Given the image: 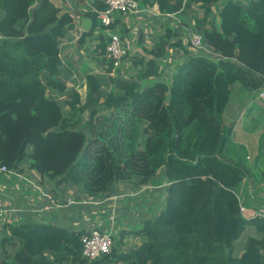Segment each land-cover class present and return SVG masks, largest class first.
Listing matches in <instances>:
<instances>
[{
  "label": "trees",
  "instance_id": "16d2710c",
  "mask_svg": "<svg viewBox=\"0 0 264 264\" xmlns=\"http://www.w3.org/2000/svg\"><path fill=\"white\" fill-rule=\"evenodd\" d=\"M138 1L179 16L196 4L201 14L183 25L216 59L191 55L183 31L166 28L130 57L128 76L111 77V63L87 75L81 98L60 79L58 41L73 29V14L57 0H0V167L21 173L28 159L58 187H80L95 200L120 182L134 192L159 177L167 182L163 206L151 216L142 211L140 224L119 232L96 260L81 255L85 229L25 219L4 225L0 264H264V218H244L238 195L248 193L252 173L222 158L233 128L223 122L232 85L264 90V0H225L216 14L219 0ZM92 6L104 9L102 0ZM80 16L93 23L84 40L98 23L91 11ZM99 40L104 56L106 40ZM170 49L186 58L166 82L158 61ZM121 211L120 219H133L127 207ZM244 231L245 247L234 253ZM127 235L139 244L123 249Z\"/></svg>",
  "mask_w": 264,
  "mask_h": 264
},
{
  "label": "rangeland",
  "instance_id": "374dc122",
  "mask_svg": "<svg viewBox=\"0 0 264 264\" xmlns=\"http://www.w3.org/2000/svg\"><path fill=\"white\" fill-rule=\"evenodd\" d=\"M79 1L81 3L83 2V0ZM224 1L225 0H219L212 10L216 11ZM57 4L61 7L59 0H57ZM201 12L202 11L198 9L196 4H191L190 9L184 14V17L190 19L193 14L200 15ZM150 13L152 14V12ZM213 13L216 14V12ZM151 14H146V18L156 17ZM123 15L125 14L114 12L112 18L118 19ZM128 19L130 20V23H128L129 26L138 25L139 28L142 27V25L137 24L138 19L135 15H132V17ZM178 20L182 21L181 18H178ZM175 21L176 20L173 22ZM177 23L180 22L177 21ZM142 29L146 31L147 26H144ZM124 33L125 32L122 30H116L115 27L106 30L98 25L94 30V36L87 38L84 49L93 53L92 48L94 49V43L99 35L107 39L111 34L123 37ZM182 33L181 37H184L185 46L189 47L188 40L190 39V35L197 32L194 30H184ZM190 50L191 52H189L193 55H204L209 59H216L205 47L197 51ZM127 57H129V54ZM87 59H91V57ZM99 60L100 63L105 60L102 65L104 67L103 70H105L108 67L109 61L105 59V56L101 55L99 56ZM86 65H88V62H86ZM130 73L132 72L126 69L125 73L123 72L124 77L128 76ZM262 92H264V90H262ZM258 93L259 92L248 91L239 84L232 85L230 101L223 114V122L226 126L232 125L233 128L231 136L226 142L222 158L242 163L246 168L251 169L252 177L247 180V183L251 180L250 185H256L258 187L252 190L248 189V193L246 190H244V192H238V195L244 208L250 207L251 204L254 203L259 210H264V96L257 97ZM79 94L81 98L85 95L81 88ZM99 112V115L106 117L110 113L108 110L104 109H101ZM233 114L234 118H238L236 124L233 122L234 119H232ZM88 136L91 138L94 135L89 134ZM28 165L29 161L25 159L21 164V173L0 171V209L3 211V215L0 216V239L4 231V225L8 223L14 225L22 223L25 220L24 215L27 216V214H29L33 217L34 221L41 222L42 219H40L39 216L42 215V213L47 215L49 212L44 213L41 211L40 206L44 200L46 202L48 201L53 209H55L58 204L64 205L65 210L70 208L69 213L63 214L60 218L58 216L57 219L60 223H65V226L75 228L76 230L77 228L80 229L79 224L81 217L78 218V216H81V214L84 216L82 217L83 220L81 223L84 227V219L87 221V216L90 215L91 220L85 224L86 229L96 227L101 231L108 230V232L111 233L113 244L117 242L119 232L131 230V227L128 226L129 224L133 227L136 222L140 224L137 219H140L138 217L141 216L142 211L148 212V216H151L153 214L152 211H150L151 209L155 210V207L156 211H158L164 204L165 191L163 188L167 187V182L159 177L155 182L153 181L150 183L153 187L149 185V187L145 188V186H143L136 192L132 191L128 185H124L120 182L118 185L114 186L107 196L105 195L98 200L87 199L84 205H79L82 206V208L79 209L76 202H84L83 200L86 199L80 187L62 185L60 186L61 188H68L64 195L61 196L59 191L60 187L56 185L55 180H50L47 176L40 174L35 169L29 168ZM37 188L41 189V192ZM54 197L57 199L60 197L61 199L60 201L56 199L54 201ZM89 202L91 203L88 204ZM75 206H78L79 211L77 213V218L74 216L76 215ZM123 207H127L128 210H130L129 214L133 217L132 220L128 218L120 219L122 217L121 214H123L121 211ZM62 209H55L57 211L56 215H58ZM247 237V233L244 231L232 247L234 253L238 252L242 246L245 247ZM123 242L125 243L123 249L139 244L138 239L129 235L124 238ZM2 251L0 247V259L3 254Z\"/></svg>",
  "mask_w": 264,
  "mask_h": 264
},
{
  "label": "crops",
  "instance_id": "0c3cea01",
  "mask_svg": "<svg viewBox=\"0 0 264 264\" xmlns=\"http://www.w3.org/2000/svg\"><path fill=\"white\" fill-rule=\"evenodd\" d=\"M62 9L64 10H68L71 11L70 14H73L74 17V22H73V29L70 30L68 32V35L63 38L60 39L58 41V45H59V57L61 60V73H60V79L63 80L66 84V87L68 89H75L79 92L80 88L82 89V91L85 93L86 92V76L89 74H102L103 73V66L100 63L99 60V49H97V46L99 44V37L100 35L97 37L95 43H94V49L92 48V52L91 51H86L84 49V44L87 42V38H91V37H87L84 40L81 39L82 36V32H84L83 26H82V20L84 18H87L85 16H80V12L85 10L88 7H93L92 6V2L93 0H84L83 3H81L79 0H59ZM246 0H244L245 2ZM222 4V3H221ZM149 9L147 12H145V14L140 15V16H135L138 19V23L139 25H142L141 28L138 27V25H128V23H130L129 19L130 17H132V15H128L125 14L123 16H121L120 18H116L114 19L115 22V29L116 30H120L125 29L127 32L124 33L122 39L124 41V44L127 48L129 57H127L126 59L123 60L122 64H121V71H123L125 73L126 69L129 72L133 73V69L131 68V62H130V57L132 55H143L142 52V48H150V46L152 45L153 41L156 40L159 36H161L164 33V30L166 28H178L180 31H184V30H192L189 27H186L183 25V22L186 20V18L184 17V14L179 15H166V14H161L160 12H158L156 6H147ZM76 12V13H75ZM152 12V14L150 13ZM216 12V11H213ZM151 14L153 16H156L155 18L150 17V18H146V14ZM178 18H181L182 21H179ZM171 20V22H170ZM174 20H176L175 22H173ZM180 22V23H177ZM113 22V23H114ZM182 22V23H181ZM93 25V24H92ZM144 26H147L146 31L143 30L142 28ZM149 28V29H148ZM163 30V32H162ZM137 33V35H136ZM154 33V34H153ZM139 34V36H138ZM150 34H153L152 36H149ZM94 36V35H93ZM182 40V44L185 46V41H184V37H181ZM189 41V40H188ZM151 44V45H150ZM189 44V43H188ZM188 48V51L191 52V48L190 47H186ZM191 54V53H190ZM193 55V54H191ZM88 57H91V59H87ZM186 55L183 54V50L179 49H170L168 51V54H166L163 58H161L158 63L160 64V67L163 71V74L165 76V81H170L171 76L175 73V71L178 69V67L183 63V61L185 60ZM86 62H88V65H86ZM173 66V67H172ZM260 93H264L261 91H259L258 95H260ZM257 95V97H259ZM232 119H234V123L236 124L238 121V118H234V114L232 116ZM235 126V125H234ZM251 172V169L248 168ZM252 173V172H251ZM245 187L248 188V184H245ZM258 187V186H257ZM256 187V188H257ZM61 189V187H60ZM250 190L254 189L252 186H250V188H248ZM244 192V191H243ZM54 196V195H53ZM84 196V195H83ZM85 197V196H84ZM48 198V197H46ZM86 199L83 200L84 202H76L78 204V206L84 205L85 202L87 201V199L89 200L90 198L85 197ZM59 200L60 201V197L57 199L54 197V201ZM250 201V200H249ZM91 202H89L88 204H90ZM264 204V203H263ZM58 206H61L60 204H58L55 209H62V211L60 213H58V215H56L57 211L55 209H53V207L51 205H49V202L47 201H43L40 208L41 211L44 213H47V215H44L42 213V215H40V219H42L41 222H47V223H54L57 225H62L65 226V223H60L58 221V216L59 218L61 216H63V214H67L69 213V209L67 208L66 210L64 209V207L60 208ZM78 206L76 207V211L74 215L77 218V213L78 211ZM67 207V206H65ZM82 206H79V209H81ZM247 214H251L253 212H261L264 213V210L261 209L259 210L256 207V204L254 205L251 204L250 207H246L245 208ZM27 214V213H26ZM52 216V217H51ZM80 218V229L77 228V230H81V229H85V224L87 222H89L91 220V216L88 215L87 218L88 220L86 221L84 219V227L82 226V217H84L82 214L81 216H78V218ZM25 219L31 220L33 219L32 216H30L29 214L24 215ZM30 218V219H29ZM36 218V217H35ZM34 220V219H33ZM75 229V228H73ZM76 230V229H75ZM243 248V246H242ZM242 248H240L238 251H242Z\"/></svg>",
  "mask_w": 264,
  "mask_h": 264
},
{
  "label": "built area",
  "instance_id": "2783aa9c",
  "mask_svg": "<svg viewBox=\"0 0 264 264\" xmlns=\"http://www.w3.org/2000/svg\"><path fill=\"white\" fill-rule=\"evenodd\" d=\"M102 3L104 9L97 10L95 7H88L86 11L93 12L96 16L98 25L106 30H108L114 22V19L112 18L114 12L140 16L149 9L147 6H141L138 0H102ZM105 40L106 46L104 56L105 59L112 64V70L109 73L110 76L113 78L116 76L124 77L123 71H121V64L123 60L127 58L128 51L122 37H119L116 34H111ZM189 45V47L195 51L203 49L204 45L202 42V36L198 33L191 34ZM258 96L263 97L264 93H260ZM0 171L5 172V167H0ZM37 189L41 192V189ZM240 204L241 214L244 218H264V213L261 212H253L250 215L247 214L245 208L242 206V201H240ZM58 207L62 208L64 205ZM2 215L3 211L0 209V216ZM80 242L82 246L81 255L88 261L96 260L101 256L110 253L113 246L111 233H109L108 230L101 231L96 227L86 229L85 233L80 238Z\"/></svg>",
  "mask_w": 264,
  "mask_h": 264
},
{
  "label": "water",
  "instance_id": "95a60500",
  "mask_svg": "<svg viewBox=\"0 0 264 264\" xmlns=\"http://www.w3.org/2000/svg\"><path fill=\"white\" fill-rule=\"evenodd\" d=\"M92 21L89 18H84L82 20V26L84 29V32L89 31L92 28Z\"/></svg>",
  "mask_w": 264,
  "mask_h": 264
}]
</instances>
